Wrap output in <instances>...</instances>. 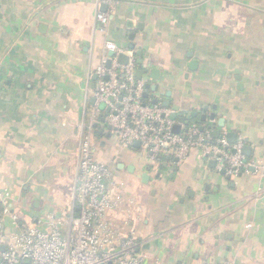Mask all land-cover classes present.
I'll use <instances>...</instances> for the list:
<instances>
[{
	"label": "crops",
	"instance_id": "1",
	"mask_svg": "<svg viewBox=\"0 0 264 264\" xmlns=\"http://www.w3.org/2000/svg\"><path fill=\"white\" fill-rule=\"evenodd\" d=\"M97 13L108 14L105 33ZM106 40L141 60L146 98L176 114L174 133L197 121L241 138L248 161L264 158V0H0V191L21 222L73 205ZM91 132L94 159L112 171L108 217L133 232L137 256L264 264L257 169L229 179L195 149L154 163L135 143L119 146L103 117Z\"/></svg>",
	"mask_w": 264,
	"mask_h": 264
},
{
	"label": "built area",
	"instance_id": "2",
	"mask_svg": "<svg viewBox=\"0 0 264 264\" xmlns=\"http://www.w3.org/2000/svg\"><path fill=\"white\" fill-rule=\"evenodd\" d=\"M95 21L99 32L105 33L108 14L97 13ZM121 55L127 56L126 64H120ZM136 70L132 51L104 42L93 70L96 89L89 124L80 131L73 205L60 214L21 222L9 208L8 193L0 191V264H160L137 256L133 232L124 234L108 217L118 204L113 200L111 169L94 159L91 126L100 117L119 146L138 142L154 163L163 155L181 161L195 149L229 179L248 174L252 168L264 177V158L248 161L241 138L231 144L187 120L174 133L171 111L144 98L146 83L136 77Z\"/></svg>",
	"mask_w": 264,
	"mask_h": 264
},
{
	"label": "water",
	"instance_id": "3",
	"mask_svg": "<svg viewBox=\"0 0 264 264\" xmlns=\"http://www.w3.org/2000/svg\"><path fill=\"white\" fill-rule=\"evenodd\" d=\"M110 55H111V54H110ZM137 56H138L139 58H141V53L138 52V53H137ZM119 62H120V64H126V62H127V56H125V55H121V56L119 57ZM136 63L141 64V60H140V59H137V60H136ZM136 77H140V73H138L137 71H136ZM144 98H146V94H145V93H144ZM153 103H155V101H153ZM102 108H103V106H101V109H102ZM192 116H193V117H196V114H192ZM170 118H171L172 120H175V118H176V114H175V113H172V114L170 115ZM201 119L204 120L205 117H201ZM102 121H103V120H102ZM108 128H109V127H108ZM109 129H110V128H109ZM173 130H174V132H176L175 128H174ZM214 137H215V138H216V137H217V138L219 137V133H218V131H216V132L214 133ZM226 139H227L228 142L231 143V144L235 143V141H236V137H235V135H234V134H231V133H229V134L226 136ZM135 145L138 147V146H139V143L136 142ZM244 152H245L246 154H248V147H245Z\"/></svg>",
	"mask_w": 264,
	"mask_h": 264
},
{
	"label": "trees",
	"instance_id": "4",
	"mask_svg": "<svg viewBox=\"0 0 264 264\" xmlns=\"http://www.w3.org/2000/svg\"><path fill=\"white\" fill-rule=\"evenodd\" d=\"M192 122H196L197 124L201 125V124H200L199 122H197V121H192ZM162 157H163V156H160V157H159V161L162 160Z\"/></svg>",
	"mask_w": 264,
	"mask_h": 264
}]
</instances>
